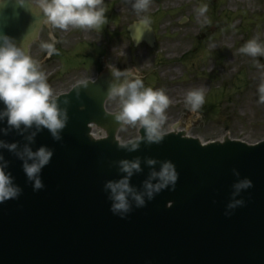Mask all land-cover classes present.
<instances>
[{"label":"water","instance_id":"1","mask_svg":"<svg viewBox=\"0 0 264 264\" xmlns=\"http://www.w3.org/2000/svg\"><path fill=\"white\" fill-rule=\"evenodd\" d=\"M46 26L51 23L38 0H0V37L26 54ZM129 31L135 45L154 46L148 23ZM115 72L107 68L55 99L66 117L59 139L46 127L16 128L0 118V168L20 189L0 203V264H264V141L250 145L226 135L202 143L178 122L159 142H150L141 125L139 138L121 145L117 134L125 123L105 105L112 86L126 79ZM5 108L0 101V112ZM94 129L104 136L95 138ZM26 147L53 152L38 174L40 189L24 171L25 162H33ZM122 161H139L129 183L145 201L138 206L129 194L126 213L113 212L105 187L127 176ZM164 162L175 167V186L149 198L145 183ZM244 179L251 187L238 191Z\"/></svg>","mask_w":264,"mask_h":264},{"label":"rangeland","instance_id":"2","mask_svg":"<svg viewBox=\"0 0 264 264\" xmlns=\"http://www.w3.org/2000/svg\"><path fill=\"white\" fill-rule=\"evenodd\" d=\"M135 3L102 0L106 22L97 31L103 34L97 35L95 28L70 29L71 25L68 34L76 37L78 44L91 46L99 42L101 48L109 39L111 65L120 71L138 70L146 86L165 91L170 104L162 133L181 120L191 136L204 142L226 134L248 143L263 140L264 103H259L257 86L264 74V56L249 57L239 49L253 37L264 44V0H165L160 5L149 2V8L140 11L133 7ZM203 4L208 5L207 23L204 17H198L197 9ZM145 16L157 35L153 49L144 43L134 48L127 33L129 25ZM67 30L60 29L61 34ZM45 41L43 32L41 42L32 48V58L43 60ZM86 60L91 64L92 56ZM70 61L78 66L67 68L61 64L56 69L62 83L52 88L53 96L96 75L93 67L84 68L79 59ZM46 70L40 69L45 74ZM193 89H202L205 94L201 106L204 112L200 108L193 113L186 103L187 93ZM107 107L110 112L122 111L121 97H113ZM139 125L127 123L119 133L122 142L137 138Z\"/></svg>","mask_w":264,"mask_h":264},{"label":"clouds","instance_id":"3","mask_svg":"<svg viewBox=\"0 0 264 264\" xmlns=\"http://www.w3.org/2000/svg\"><path fill=\"white\" fill-rule=\"evenodd\" d=\"M23 3V0H21ZM39 6L46 14L52 26L67 30L69 26L82 29H98L106 22L105 9L100 6L102 0H38ZM133 7L137 10H147L149 0H136ZM208 5L198 7V17H204ZM144 23H149L147 16L142 18ZM0 101L6 108L0 112V118L6 116L8 124L19 128L22 124L31 127L35 124L38 128L46 127L52 135L59 139V131L64 128L66 117H62L60 110L53 99V90L48 83L46 74L38 70L37 62L26 52L17 47L7 37H0ZM43 48L52 55L56 51L53 44H43ZM239 51L249 57L264 56V44L258 37L247 40ZM257 65L258 61H254ZM116 77L125 75L123 84H114L111 88L112 96L121 97L122 111L116 117L117 120L128 124L139 122L146 129L147 139L150 142H159L162 139L161 125L167 119L165 112L169 107L170 99L163 89H154L146 86L143 76L138 70L129 69L125 73L115 72ZM259 103H264V80L259 83ZM186 103L193 113L205 103V94L202 89H193L187 93ZM31 139V137L29 138ZM0 146H4L0 142ZM14 150L15 144L7 145ZM136 144L132 145L135 149ZM25 152L32 163L25 162L24 171L30 180H34V187L40 189L43 185L38 174L50 162L53 152L46 147H41L33 152L26 147ZM149 164L156 163L149 160ZM121 171L127 173L119 181H109L105 187L111 190L113 212L126 213L130 210L129 194H132L138 206H143V195L134 191L129 183L133 171L140 170L139 161L121 162ZM178 174L171 162H164L158 172L151 174L149 181L145 183L147 195L152 198L154 194L167 188L170 184L175 186ZM158 180L153 184L151 180ZM251 180L239 181L235 187L239 191L251 187ZM20 189L13 184L12 177L3 168H0V203L15 198ZM242 204L243 201H237ZM235 207V205H230Z\"/></svg>","mask_w":264,"mask_h":264},{"label":"flooded vegetation","instance_id":"4","mask_svg":"<svg viewBox=\"0 0 264 264\" xmlns=\"http://www.w3.org/2000/svg\"><path fill=\"white\" fill-rule=\"evenodd\" d=\"M51 44V42L49 41V39H48V44ZM71 44V42H64V46H63V48L64 49H66L69 45ZM62 55H64V53L62 54ZM53 63V62H52ZM52 63H50V64H52ZM53 65V64H52ZM51 66V65H50ZM52 72V70H49V74ZM49 79H50V82L52 83V81H53V79L51 78V77H49Z\"/></svg>","mask_w":264,"mask_h":264}]
</instances>
